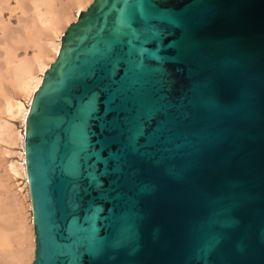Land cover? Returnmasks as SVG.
Wrapping results in <instances>:
<instances>
[{"label":"water","instance_id":"95a60500","mask_svg":"<svg viewBox=\"0 0 264 264\" xmlns=\"http://www.w3.org/2000/svg\"><path fill=\"white\" fill-rule=\"evenodd\" d=\"M24 137L32 264H264V0H93Z\"/></svg>","mask_w":264,"mask_h":264},{"label":"bare ground","instance_id":"6f19581e","mask_svg":"<svg viewBox=\"0 0 264 264\" xmlns=\"http://www.w3.org/2000/svg\"><path fill=\"white\" fill-rule=\"evenodd\" d=\"M56 1L58 0H0V33L4 39L2 50L5 54L3 70L0 68V97L3 98L0 110L10 115L14 111L23 127L22 131L12 132L5 123H0V141L10 145H19L20 142L21 145V152H18L20 164L7 165L5 172H12V175L0 178V264H32L34 260L35 235L24 154L25 123L34 95L42 84L44 72L58 57L65 30L93 0H66L67 4L61 7H57ZM4 11H8L10 16L14 11L20 13L17 29L12 30ZM31 11L30 18L28 12ZM15 45L19 48L36 46L37 53L31 60L24 58L14 63L18 49ZM7 80L20 93L23 103L13 101L6 95L3 85ZM3 154L0 151V167ZM16 177L24 179L23 188L26 187V192L18 187L19 184H12L10 193L3 199V190L9 188L4 183Z\"/></svg>","mask_w":264,"mask_h":264},{"label":"rangeland","instance_id":"374dc122","mask_svg":"<svg viewBox=\"0 0 264 264\" xmlns=\"http://www.w3.org/2000/svg\"><path fill=\"white\" fill-rule=\"evenodd\" d=\"M60 3H63V5ZM12 4V3H11ZM65 4H67L66 0H59L56 1V5L57 7H61V6H64ZM14 5V4H13ZM42 10H44V6L41 7ZM5 13V19L7 21H9V25L10 27H12V30H15L17 29L18 27V19H19V16H20V13L18 11H14V13H12V15L10 16L9 15V12L8 11H4ZM28 17H32V11L31 12H28ZM2 34L0 33V68H2L3 70V59H4V51L2 50L3 46H4V39H2ZM15 48L17 49L16 52H15V55H16V58H15V62H17V60H22V59H32L34 57V55H36L37 53V47L36 46H33V45H30L28 47L26 46H22V48H19L18 45H15ZM7 83H4L3 87H4V90H5V93L6 95L11 98L13 101H17V102H21L23 103V98L22 96L20 95V93L15 90L10 81H5ZM0 102L1 104H3V98L0 97ZM0 123H5L6 126L8 127V130L10 129V131L12 130V132H19V131H22L23 127H22V121L20 120V118L14 114V111L12 112V115L10 114H6L3 110H0ZM3 112V113H2ZM19 145H10V144H5L3 142L0 141V151L3 152V163H2V166L0 167V178L2 177H5L7 176V178L9 177L8 175H12V172H5V167L9 164H15V165H18V162L20 164V157H18V152L20 153L21 152V145H20V142H18ZM19 184V188H23L24 187V184H25V181L22 177H16L15 179L12 178V180L9 179V181L7 180L5 184V186L9 187L8 192H6L5 190H3V194H1L2 198L4 199L5 195H8L11 191V188H12V184ZM24 190L26 189L23 188ZM1 191V190H0ZM26 192V190H25ZM7 197V196H6ZM28 203V202H27Z\"/></svg>","mask_w":264,"mask_h":264}]
</instances>
